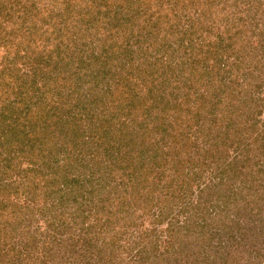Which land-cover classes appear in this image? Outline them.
<instances>
[{"label":"rangeland","instance_id":"rangeland-1","mask_svg":"<svg viewBox=\"0 0 264 264\" xmlns=\"http://www.w3.org/2000/svg\"><path fill=\"white\" fill-rule=\"evenodd\" d=\"M0 264H264V0H0Z\"/></svg>","mask_w":264,"mask_h":264}]
</instances>
